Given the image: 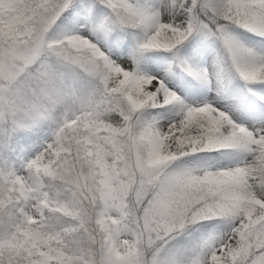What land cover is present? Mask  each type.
I'll use <instances>...</instances> for the list:
<instances>
[{"label":"snow or ice","instance_id":"6c2138e0","mask_svg":"<svg viewBox=\"0 0 264 264\" xmlns=\"http://www.w3.org/2000/svg\"><path fill=\"white\" fill-rule=\"evenodd\" d=\"M0 264H264V0H0Z\"/></svg>","mask_w":264,"mask_h":264}]
</instances>
